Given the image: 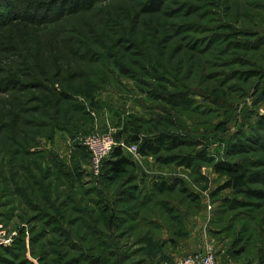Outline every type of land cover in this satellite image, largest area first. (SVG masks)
<instances>
[{"label": "rangeland", "instance_id": "1", "mask_svg": "<svg viewBox=\"0 0 264 264\" xmlns=\"http://www.w3.org/2000/svg\"><path fill=\"white\" fill-rule=\"evenodd\" d=\"M39 1L50 4L51 15H66L38 27L16 25L20 34H8L14 55L3 46L0 66L27 49L35 60L26 65L28 84L68 92L88 108L96 88L91 98L108 96L110 115L125 130L121 142L133 131L141 138L178 135L186 144L179 154L203 158L187 168L139 155L136 170L117 180L95 178L88 153L82 146L70 151L65 131L47 139L28 128L32 134L16 135L14 126L11 135L9 93L0 91V224L14 234L0 248V264H178L190 232L179 216L187 212L191 230L201 232L196 243L210 244L217 264H264V201L219 190L227 179L213 167L240 168L248 188L264 193V0H93L81 12L66 0ZM64 39L85 46L77 48L79 58L52 65L64 54ZM68 62L77 73L66 82ZM169 94H185L187 109L166 104ZM81 112L69 111L70 124ZM146 171L174 190L157 195L147 185L150 202L130 192L135 183L141 188L135 176ZM234 201L248 206L231 208ZM143 217L155 225L141 223Z\"/></svg>", "mask_w": 264, "mask_h": 264}, {"label": "trees", "instance_id": "2", "mask_svg": "<svg viewBox=\"0 0 264 264\" xmlns=\"http://www.w3.org/2000/svg\"><path fill=\"white\" fill-rule=\"evenodd\" d=\"M13 1L14 0H0V34L2 30L9 29L6 34L7 36L5 35V37L2 38L4 34L0 35V50L3 49L4 46L5 50L8 51L10 55H14L10 51L12 48L15 47L13 46V41L15 37L12 38L8 34H13L14 31L20 34V30L16 28V25L38 27V25L41 24L44 25L58 22L59 20L61 21L66 15V11H60L59 9L55 11V14L51 15L52 10L50 4L46 5V3H42L39 0H16L19 1V6L13 5ZM92 1L93 0H66V2L68 3V9H71V11L76 10L77 12L88 11L93 5ZM22 2L25 3L24 7L22 6ZM41 11L43 12L41 13ZM39 15L40 17H38ZM49 15L51 16L49 17ZM71 41L72 42H69V40L67 39H64V41L62 40V46L59 47L58 51H63L64 54L61 58L60 56L56 57V59L53 58L52 65L53 62L60 63L62 59H66L65 57L70 59L79 58L80 54L78 53L79 51H77V48L81 50V47H84L85 45L78 44L73 40ZM79 45H81V47ZM53 52L58 55L55 50H53ZM50 55L52 56V52H50ZM20 56L21 58H19L17 62L8 61L6 63H1L2 67L0 66V69L2 70L0 71V75L6 76V78L0 79V91H4L7 94L9 93L8 103L5 105L6 108L4 109H7L9 107L5 118H7V120H10L11 124H9V127H5H7L9 131H11L10 134L13 135L14 126H16L19 130V132L14 130L18 132L16 135L22 134L23 136H26L28 133H31L28 130L25 131L26 128L34 129L35 136L41 135L38 137L44 136L47 139H52L55 133H57L58 135V133H63L64 131L68 133L70 137H73L76 133H83L87 135L86 132H84V125L87 123L92 124L95 119L94 115L98 112H101V105L99 104V102L91 98L93 97L92 94L94 93L96 88H94L92 92H90V107L88 108L85 105L79 104L76 99L77 96L70 95L68 94V92L65 93L64 91L57 92L56 90H50L44 88L39 83L28 84L27 81H31L30 78L33 79V77L28 74L29 69L26 67V65L28 61L30 63H35V60L32 58L31 53L27 49H24L21 52ZM45 61L47 63L46 56ZM70 61L72 62V60ZM69 62L66 65V70L69 77L68 79H66V82L74 79L73 75H76L77 73L71 70H76V66H72ZM61 71V68L56 69L55 73L57 77L60 75ZM42 76H44L43 72L41 74V77ZM21 78L24 79L23 82L19 80ZM31 90L33 92H31ZM185 97V94H169L166 96L165 100L163 99V101L169 106H180V108L186 110L187 107L185 106ZM67 101H75L77 106H65L64 102L67 103ZM31 102L35 103L33 107L29 106ZM69 111H72L74 113H80L82 111V116L81 118H78L76 123L70 124L73 119L68 116ZM36 115L38 118H36ZM5 118H0V120ZM134 119L137 118L134 117ZM138 120L142 122L140 119ZM62 122L65 123L62 124ZM116 125V131H118V133L114 132L113 136L116 142H121L120 140L122 139H119V137L125 135V130H122L120 122L118 123V117ZM43 129H47V132L39 133L42 132ZM10 138L13 140V142H15L14 137ZM123 142L125 145L128 146L137 145L139 155H141L142 157L153 156L154 159L156 161H159V163L161 164L174 163L180 166L184 165L185 167L189 168L192 164H194L193 161L196 158H198L199 160L203 158V154L200 153L185 156L179 154V151H182V146H186V144H184V140L178 135L170 136L159 132L156 136H146L145 138H141V134L138 131H133V133L127 135L126 139L123 140ZM176 151H178V156L170 155L172 152ZM164 154H167L166 157H164ZM213 167L214 173L224 176L227 179L225 184L220 187L219 190L232 189L236 191V193L244 195L247 199L264 201V193L262 191L248 188L249 181L245 171L241 170L240 168H233L229 163L225 162H219ZM136 168L137 165L135 162L132 161L130 155L127 154L120 146H117L113 149L109 158L103 161L100 174L97 178H105L111 181L117 180L121 175L126 174L129 169L136 170ZM143 175L145 174L140 173V175L135 176V180H137V183L142 181L141 177ZM146 186L147 185L141 184V188L139 189L138 184L136 185L135 183L134 186H131L130 192L135 189L138 194H140L141 196L143 195V199L146 200V202H150L151 196H146L148 195L146 194V192H148ZM151 186L152 193L156 191L157 195H164L165 193L172 192L174 190L173 186L161 181L152 182ZM144 200L141 202V204L145 202ZM155 205L159 206V208L162 209L164 204L162 201L159 200L158 203H155ZM229 206L231 208H242L247 207L248 203L234 201L230 203ZM187 213L182 215L181 217L179 216L180 223L182 224L184 229L185 226H187L189 220V213ZM140 221L141 223H145L147 225H155L154 220H150L149 222H147L145 217L140 218ZM186 235L187 231L185 233V236ZM145 236L146 234H143L140 237L142 239ZM173 237L174 238L169 237V240L167 241H175V236Z\"/></svg>", "mask_w": 264, "mask_h": 264}, {"label": "built area", "instance_id": "3", "mask_svg": "<svg viewBox=\"0 0 264 264\" xmlns=\"http://www.w3.org/2000/svg\"><path fill=\"white\" fill-rule=\"evenodd\" d=\"M114 131L111 129L105 132H94L82 136L78 143L89 155V170L93 177L100 174L102 163L108 159L113 149L120 146L126 153L139 156L137 145H125L123 142H116ZM210 209V207H207ZM13 235L7 232L6 227L0 224V248L8 247L12 243ZM178 264H217V257L213 247L206 244L200 252L181 257Z\"/></svg>", "mask_w": 264, "mask_h": 264}, {"label": "crops", "instance_id": "4", "mask_svg": "<svg viewBox=\"0 0 264 264\" xmlns=\"http://www.w3.org/2000/svg\"><path fill=\"white\" fill-rule=\"evenodd\" d=\"M97 102H99V104L101 105V112L100 113L98 112L97 114L94 115L95 119H94V122L92 124L87 123V124L84 125V132H86V134H88L90 132L94 133L96 131L105 132L108 129H111V130H113L115 132L116 126H117L116 125L117 124V120H115V119H117V117L114 118V120H113V117L110 115V108L112 107V102L109 100L107 95H106V97L104 95L101 96L99 101H97ZM84 135L85 134H83V133H76L73 137H69V138L67 137V141H68L67 145H68L70 151L72 150V148H74L76 146L77 147L80 146L78 141ZM130 158L137 165L138 158L134 157V156H130ZM148 171H149V169H148ZM144 174L145 175H143L141 177V180L143 182L140 180L141 182H139V183H141L143 185H151L152 182L158 181L157 178H154V177L150 176L149 172L146 171V172H144ZM3 208H4V204L2 203L0 205V210L2 211ZM189 221L190 220H188V223H187L186 227H187V229L190 228V232H187V235L182 239L183 242H184L183 246L181 245L182 247H179V248L182 249L181 251H182V254H184V255L194 254V253L200 251L201 249H203L202 248L203 243H201V246L199 245V243H196V238L201 233L200 229L198 231H197V229H195L196 232L195 231L193 232L191 230L190 225H189V224H191ZM163 240L167 241V240H169V237H167V238H165Z\"/></svg>", "mask_w": 264, "mask_h": 264}]
</instances>
